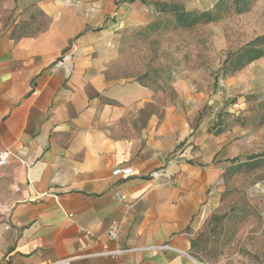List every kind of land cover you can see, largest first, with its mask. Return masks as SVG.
<instances>
[{
    "label": "crops",
    "instance_id": "obj_1",
    "mask_svg": "<svg viewBox=\"0 0 264 264\" xmlns=\"http://www.w3.org/2000/svg\"><path fill=\"white\" fill-rule=\"evenodd\" d=\"M87 25L71 0H0V202L12 206L0 264H49L78 246L131 250L71 264H209L192 254L191 228L234 159L248 160L246 135L196 123L200 97L184 82L170 102L161 87L111 76L104 33ZM118 165L134 173L114 176ZM119 194L133 203L126 217ZM161 243L175 249L150 248Z\"/></svg>",
    "mask_w": 264,
    "mask_h": 264
},
{
    "label": "rangeland",
    "instance_id": "obj_2",
    "mask_svg": "<svg viewBox=\"0 0 264 264\" xmlns=\"http://www.w3.org/2000/svg\"><path fill=\"white\" fill-rule=\"evenodd\" d=\"M44 1V0H42ZM104 33L108 72L169 93L197 91L196 123L246 135L247 161L218 180L211 209L191 228V252L209 264L264 263V0H71Z\"/></svg>",
    "mask_w": 264,
    "mask_h": 264
},
{
    "label": "built area",
    "instance_id": "obj_3",
    "mask_svg": "<svg viewBox=\"0 0 264 264\" xmlns=\"http://www.w3.org/2000/svg\"><path fill=\"white\" fill-rule=\"evenodd\" d=\"M9 157H10V152L8 150H0V166L5 165L9 162ZM134 173V170L131 166H121L118 165L112 169V174L114 176H120V177H128ZM118 199L123 203L124 205V217L128 215L130 212L131 208L133 207V203L128 201L126 196L124 194H119ZM11 208L12 206L7 205L5 203L0 202V216L4 215L6 217H9L11 214ZM72 214L70 213L69 216ZM9 225L6 224L5 227L7 228ZM81 232H83L87 237L89 238H95L99 239V236L95 234V232L89 228L80 226ZM121 233V220L120 219H113L109 222L107 225L104 236L105 238L110 241V242H115L118 240L119 236ZM151 249L154 250H174L175 248L169 245L168 243H161V244H156L150 247ZM131 249L128 248H114V249H108L104 247V250L100 252H95V253H86L83 251L82 246H78L76 249V254L67 257V258H62L59 260H55L49 264H71V261L76 259V258H86V257H93V256H119L122 255Z\"/></svg>",
    "mask_w": 264,
    "mask_h": 264
}]
</instances>
